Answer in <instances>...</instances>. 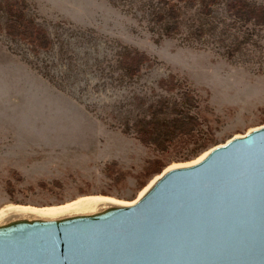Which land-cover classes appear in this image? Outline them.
I'll list each match as a JSON object with an SVG mask.
<instances>
[{"label":"rangeland","instance_id":"obj_1","mask_svg":"<svg viewBox=\"0 0 264 264\" xmlns=\"http://www.w3.org/2000/svg\"><path fill=\"white\" fill-rule=\"evenodd\" d=\"M172 1L175 15L168 0H25L51 38L37 51L0 11V209L132 201L165 167L264 123V25L225 0ZM131 48L148 57L133 76ZM185 115L204 130L196 140L161 150L136 137L139 118Z\"/></svg>","mask_w":264,"mask_h":264},{"label":"water","instance_id":"obj_2","mask_svg":"<svg viewBox=\"0 0 264 264\" xmlns=\"http://www.w3.org/2000/svg\"><path fill=\"white\" fill-rule=\"evenodd\" d=\"M205 151L132 203L1 222L0 264H264V123Z\"/></svg>","mask_w":264,"mask_h":264},{"label":"trees","instance_id":"obj_3","mask_svg":"<svg viewBox=\"0 0 264 264\" xmlns=\"http://www.w3.org/2000/svg\"><path fill=\"white\" fill-rule=\"evenodd\" d=\"M193 3L195 0H187ZM203 4L205 11L210 10V6L217 4L220 0H199ZM177 2L168 0L167 10L175 15L177 12ZM25 0H0V11L5 15L3 22L4 30L14 38H20L30 44L33 51L47 49L51 44V38L47 30L35 22L27 15ZM226 10L234 18L244 22H252L255 25H264V4H258L249 0H225ZM148 59L147 55L135 48L126 52L122 60L125 71L133 76L136 74L141 64ZM160 83L174 84L173 79H161ZM171 85V89H173ZM136 137L144 145H151L154 148L167 149L172 145L185 144L187 141L196 140L199 133L204 132L200 128V121L197 116H173L171 118H147L142 117L134 123ZM199 147L194 148V150ZM155 160V159H154ZM149 160L144 166L148 171L154 168ZM153 171H158L155 169Z\"/></svg>","mask_w":264,"mask_h":264},{"label":"bare ground","instance_id":"obj_4","mask_svg":"<svg viewBox=\"0 0 264 264\" xmlns=\"http://www.w3.org/2000/svg\"><path fill=\"white\" fill-rule=\"evenodd\" d=\"M201 153L198 157L194 158L193 160L189 162H195L196 160L200 159L204 154ZM180 164V163H179ZM176 164H172L167 166L166 168H170L172 166H175ZM165 168V169H166ZM159 174L155 175L148 184L138 193V198L140 195L143 194V192L148 188V186L153 182L155 178H157ZM136 198L133 201H120L113 198L105 197V196H83L78 199L72 200L68 203L62 204L61 206L57 207H51V208H45V207H30L29 206H12L7 207L5 209H0V223L4 222L10 218L16 217V216H39V217H45V218H55V217H62L66 215L71 214H90L94 212H98L99 210L103 209L107 205L110 204H129L136 200Z\"/></svg>","mask_w":264,"mask_h":264}]
</instances>
